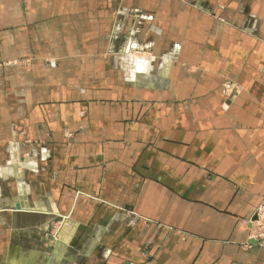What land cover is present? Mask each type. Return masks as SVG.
<instances>
[{"label": "crops", "instance_id": "crops-1", "mask_svg": "<svg viewBox=\"0 0 264 264\" xmlns=\"http://www.w3.org/2000/svg\"><path fill=\"white\" fill-rule=\"evenodd\" d=\"M263 196L264 0H0V264H264Z\"/></svg>", "mask_w": 264, "mask_h": 264}, {"label": "rangeland", "instance_id": "rangeland-1", "mask_svg": "<svg viewBox=\"0 0 264 264\" xmlns=\"http://www.w3.org/2000/svg\"><path fill=\"white\" fill-rule=\"evenodd\" d=\"M233 85L236 87V89L235 90L234 89L228 90V86H233ZM222 87H223V90H224L226 96L230 99H234V98L238 97L243 92L242 86L240 84H238L237 82H235L234 80L225 81L223 83ZM235 92L237 93V96L231 95V93H235ZM262 206H264V196L261 198V201H260L259 205L257 206L256 214L254 216V218L256 217V220L251 221L252 230H251L250 238L255 239V237H256L258 240H260V244H262V246H264L263 245L264 244V220L261 222V227L257 223L258 217L261 215L260 209ZM58 234H59V232H58ZM58 234H57V237H58Z\"/></svg>", "mask_w": 264, "mask_h": 264}, {"label": "built area", "instance_id": "built-area-1", "mask_svg": "<svg viewBox=\"0 0 264 264\" xmlns=\"http://www.w3.org/2000/svg\"><path fill=\"white\" fill-rule=\"evenodd\" d=\"M232 89H236V87L233 85V86H228V90H232ZM231 95H235V96H237V93L235 92V93H231ZM260 211H261V215L258 217V225H260V227H261V222L264 220V206H262L261 207V209H260ZM254 240H256V242L258 243V244H260V240H258L256 237H255V239ZM260 245H262V244H260ZM264 245V244H263Z\"/></svg>", "mask_w": 264, "mask_h": 264}, {"label": "bare ground", "instance_id": "bare-ground-1", "mask_svg": "<svg viewBox=\"0 0 264 264\" xmlns=\"http://www.w3.org/2000/svg\"><path fill=\"white\" fill-rule=\"evenodd\" d=\"M27 206H24V208H26ZM28 209V208H27ZM72 234V231H71V228L68 226L64 229H62L60 232H59V235L62 237V238H65V239H69L70 235ZM64 240V239H63Z\"/></svg>", "mask_w": 264, "mask_h": 264}, {"label": "water", "instance_id": "water-1", "mask_svg": "<svg viewBox=\"0 0 264 264\" xmlns=\"http://www.w3.org/2000/svg\"><path fill=\"white\" fill-rule=\"evenodd\" d=\"M253 220H256V217H255V218H253Z\"/></svg>", "mask_w": 264, "mask_h": 264}]
</instances>
